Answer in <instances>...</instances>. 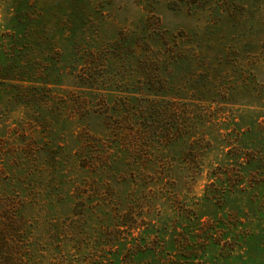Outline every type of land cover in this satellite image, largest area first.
<instances>
[{
    "label": "rangeland",
    "instance_id": "rangeland-1",
    "mask_svg": "<svg viewBox=\"0 0 264 264\" xmlns=\"http://www.w3.org/2000/svg\"><path fill=\"white\" fill-rule=\"evenodd\" d=\"M0 75L2 257L46 233L264 264V231L247 261L212 243L233 249L217 219L264 223V0H0Z\"/></svg>",
    "mask_w": 264,
    "mask_h": 264
},
{
    "label": "trees",
    "instance_id": "trees-1",
    "mask_svg": "<svg viewBox=\"0 0 264 264\" xmlns=\"http://www.w3.org/2000/svg\"><path fill=\"white\" fill-rule=\"evenodd\" d=\"M16 20V19H15ZM18 22V20H16ZM14 31L10 34V38H17L19 37L20 33L17 31V29H13ZM18 35V36H17ZM30 53L28 52L27 57L28 59H32L30 57ZM8 57V55L6 56ZM37 62V59H34L33 64ZM47 72L46 75H50L54 73L56 70L55 65H52V63H48L47 66ZM31 63L28 64L27 67V79L31 78L32 82H36L38 85H35L34 88L35 92H32V99L34 100L37 92L42 91V89H48L46 82H37L33 81V79L39 78L36 75V69L34 66H32L31 70ZM15 79H10L6 77V75H0V85L1 86H12V82ZM25 80H22L24 82ZM81 82V81H80ZM79 82V83H80ZM89 82V81H88ZM89 84V83H88ZM46 85V86H45ZM42 88V89H41ZM49 91V90H47ZM42 93V92H39ZM40 95V94H39ZM257 222V219H240L239 216L233 215L228 216L227 220L217 219L214 225L215 229H220L221 235L224 233L227 234V238L230 239L231 246H233V249L231 248V251H229L228 247L220 246V241H212V243L217 244L218 250H219V259L229 261L232 259L241 260V261H247L249 260V255L252 250L253 244H255L256 237L263 233L264 231V223L262 225H255ZM31 226V224H28ZM210 225V224H208ZM210 227V229H214ZM1 230V229H0ZM2 231V230H1ZM2 233V232H0ZM220 234V233H219ZM212 238V235H210ZM130 238L126 237H118L115 241V246L112 251H109L108 255L106 254V251L103 249H100L99 255H93L91 256L89 252L84 253L85 250H87L89 247L84 245L81 249V252L83 251L84 254H78V253H72L70 250H66V245L63 243V238L58 235V237H51L47 235L46 233L42 236L36 238L32 241L31 238L25 239V242L27 244L26 250L24 252L23 257L21 258H15V257H2L3 253H0V264H141L137 262V258L140 255H144L143 252L139 253L133 248H127ZM226 240V239H224ZM56 241V242H55ZM222 242V241H221ZM227 242V241H225ZM224 244V243H223ZM228 244V243H227ZM230 244V243H229ZM29 245V246H28ZM99 245V244H98ZM3 248L5 245H2ZM96 247V242L95 245ZM123 247H125V251L123 250ZM81 247H78L76 250L77 252H80ZM87 248V249H86ZM259 249H264V245L258 246ZM56 250V251H55ZM95 251H98V248H94ZM9 254V253H8ZM154 256H158V254L154 253ZM199 256V255H198ZM182 260L178 259V257H173L169 260L168 264H195V261H197V258H195V255H180ZM125 260L124 262H122ZM164 264V263H163ZM167 264V263H166ZM196 264H202L201 261H197Z\"/></svg>",
    "mask_w": 264,
    "mask_h": 264
}]
</instances>
